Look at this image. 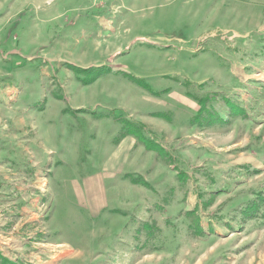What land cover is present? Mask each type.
I'll return each instance as SVG.
<instances>
[{
  "label": "rangeland",
  "instance_id": "374dc122",
  "mask_svg": "<svg viewBox=\"0 0 264 264\" xmlns=\"http://www.w3.org/2000/svg\"><path fill=\"white\" fill-rule=\"evenodd\" d=\"M261 75L264 0H0V264H264Z\"/></svg>",
  "mask_w": 264,
  "mask_h": 264
},
{
  "label": "bare ground",
  "instance_id": "6f19581e",
  "mask_svg": "<svg viewBox=\"0 0 264 264\" xmlns=\"http://www.w3.org/2000/svg\"><path fill=\"white\" fill-rule=\"evenodd\" d=\"M260 76V75H259ZM261 78H263L264 79V75H261Z\"/></svg>",
  "mask_w": 264,
  "mask_h": 264
},
{
  "label": "trees",
  "instance_id": "16d2710c",
  "mask_svg": "<svg viewBox=\"0 0 264 264\" xmlns=\"http://www.w3.org/2000/svg\"><path fill=\"white\" fill-rule=\"evenodd\" d=\"M88 68H83V70H87ZM259 208V207H258Z\"/></svg>",
  "mask_w": 264,
  "mask_h": 264
}]
</instances>
